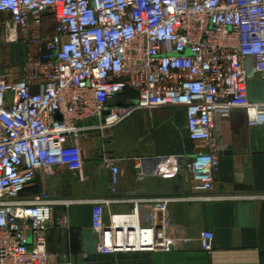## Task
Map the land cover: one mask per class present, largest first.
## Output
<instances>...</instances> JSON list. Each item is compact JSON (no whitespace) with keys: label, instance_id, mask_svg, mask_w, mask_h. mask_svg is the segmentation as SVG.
<instances>
[{"label":"built area","instance_id":"built-area-1","mask_svg":"<svg viewBox=\"0 0 264 264\" xmlns=\"http://www.w3.org/2000/svg\"><path fill=\"white\" fill-rule=\"evenodd\" d=\"M0 12L18 28L43 15L54 24L33 39L47 49L38 90L29 79L0 82V264H54L46 232L56 201L47 190L25 192L58 169L84 168L82 138L93 120L107 128L145 109H185L188 136L205 149L184 162L158 158L154 173L184 174L191 191L150 199L165 204L212 199L215 137L234 108L264 126V102L247 93L249 57L253 77L264 79V0H0ZM121 96L127 102L117 103ZM119 162L104 158L112 192ZM113 202L92 204L98 253L153 251L166 241L137 215L107 224ZM55 225L68 228L67 216ZM213 238L204 233L206 249Z\"/></svg>","mask_w":264,"mask_h":264},{"label":"crops","instance_id":"crops-1","mask_svg":"<svg viewBox=\"0 0 264 264\" xmlns=\"http://www.w3.org/2000/svg\"><path fill=\"white\" fill-rule=\"evenodd\" d=\"M53 26L51 18L43 15L39 22L31 17L26 28H18L9 13L0 12V82L29 79L32 89L38 90L45 81L47 49L44 41L33 39L46 37ZM125 101L122 96L116 100ZM97 123L93 120L90 125L95 127L84 132L82 170L58 169L25 192L47 190L56 201L46 232L54 264H264V126L249 125L244 109L234 108L219 125L215 154H223L218 155L220 165L209 200L165 204L150 199L174 194L139 191L142 179L157 176L158 158L184 162L205 149L189 138L184 108L145 109L107 128ZM105 157L120 160L115 192L110 189ZM189 194L186 183L179 195ZM102 198L115 200L107 210V224L137 215L142 226L154 227L166 241L158 250L98 253L95 262L88 261L89 245L97 240L92 204ZM63 216L69 227H56ZM207 231L214 234L211 250L203 240Z\"/></svg>","mask_w":264,"mask_h":264},{"label":"water","instance_id":"water-1","mask_svg":"<svg viewBox=\"0 0 264 264\" xmlns=\"http://www.w3.org/2000/svg\"><path fill=\"white\" fill-rule=\"evenodd\" d=\"M255 70L251 63V58L247 59V74L250 77L247 93L251 102L261 103L264 102V79L254 78ZM229 153H231L229 151ZM223 152L217 151L216 155L220 156ZM186 184V177L184 174L178 173L173 177L154 176L144 178L140 181L139 191L143 194H174L179 195L182 191V186ZM31 237V234L29 235ZM89 255L87 260L95 262L97 259V240L89 245Z\"/></svg>","mask_w":264,"mask_h":264},{"label":"rangeland","instance_id":"rangeland-1","mask_svg":"<svg viewBox=\"0 0 264 264\" xmlns=\"http://www.w3.org/2000/svg\"><path fill=\"white\" fill-rule=\"evenodd\" d=\"M41 24V23H40ZM44 30H46L45 28H44ZM83 139V138H82ZM85 152H86V156L88 157V155H89V150H88V147L86 146V150H85Z\"/></svg>","mask_w":264,"mask_h":264}]
</instances>
